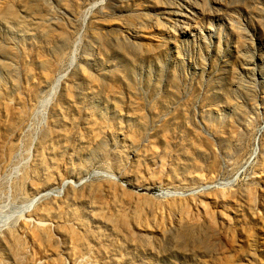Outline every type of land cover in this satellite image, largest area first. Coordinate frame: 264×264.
<instances>
[{"label":"rangeland","instance_id":"374dc122","mask_svg":"<svg viewBox=\"0 0 264 264\" xmlns=\"http://www.w3.org/2000/svg\"><path fill=\"white\" fill-rule=\"evenodd\" d=\"M0 264H264V0H0Z\"/></svg>","mask_w":264,"mask_h":264},{"label":"bare ground","instance_id":"6f19581e","mask_svg":"<svg viewBox=\"0 0 264 264\" xmlns=\"http://www.w3.org/2000/svg\"><path fill=\"white\" fill-rule=\"evenodd\" d=\"M88 12V11H87ZM92 14V13H91ZM61 79V78H60ZM59 80V79H58ZM61 81V80H60ZM57 82H59V81H57ZM61 83V82H60ZM57 84V83H56ZM58 87V86H57Z\"/></svg>","mask_w":264,"mask_h":264}]
</instances>
